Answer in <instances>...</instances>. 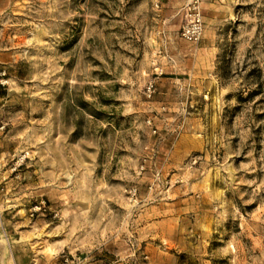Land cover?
<instances>
[{
    "label": "rangeland",
    "instance_id": "1",
    "mask_svg": "<svg viewBox=\"0 0 264 264\" xmlns=\"http://www.w3.org/2000/svg\"><path fill=\"white\" fill-rule=\"evenodd\" d=\"M193 1L0 0V264H264V0Z\"/></svg>",
    "mask_w": 264,
    "mask_h": 264
},
{
    "label": "built area",
    "instance_id": "2",
    "mask_svg": "<svg viewBox=\"0 0 264 264\" xmlns=\"http://www.w3.org/2000/svg\"><path fill=\"white\" fill-rule=\"evenodd\" d=\"M203 33V21L202 15L199 8L198 1H193L187 8L183 10L182 21L179 29V37L182 41L188 44H196L201 39ZM145 92L147 97L155 92V86L153 83H149ZM154 133V132H153ZM143 171V166L140 167V172ZM37 211H40L41 208H36ZM43 211H45L43 209ZM63 264H68V260L65 259Z\"/></svg>",
    "mask_w": 264,
    "mask_h": 264
},
{
    "label": "trees",
    "instance_id": "3",
    "mask_svg": "<svg viewBox=\"0 0 264 264\" xmlns=\"http://www.w3.org/2000/svg\"><path fill=\"white\" fill-rule=\"evenodd\" d=\"M4 96L2 89L0 88V98Z\"/></svg>",
    "mask_w": 264,
    "mask_h": 264
}]
</instances>
